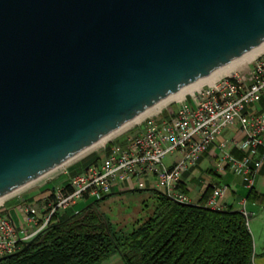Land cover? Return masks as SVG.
Segmentation results:
<instances>
[{
    "label": "water",
    "instance_id": "95a60500",
    "mask_svg": "<svg viewBox=\"0 0 264 264\" xmlns=\"http://www.w3.org/2000/svg\"><path fill=\"white\" fill-rule=\"evenodd\" d=\"M263 44L264 0H0V200Z\"/></svg>",
    "mask_w": 264,
    "mask_h": 264
},
{
    "label": "built area",
    "instance_id": "2783aa9c",
    "mask_svg": "<svg viewBox=\"0 0 264 264\" xmlns=\"http://www.w3.org/2000/svg\"><path fill=\"white\" fill-rule=\"evenodd\" d=\"M263 98L264 52L253 60L246 75L235 71L204 85L188 98L172 102L174 110L166 116L159 117L158 113L147 116L133 133L104 145L101 156L92 158L67 184L52 189L53 200L47 216L36 231L18 230L8 216L0 214V257L21 249L58 211L84 199H98L115 190H126L130 184L134 189H155L174 202L190 204L189 197L179 189L181 175L225 128L235 123L244 135L240 145L244 156L232 157L227 141L219 145V151L224 165L251 189L264 162V114L247 111ZM171 155L178 157L167 166L164 158ZM226 192V186L214 188L204 207L224 210L218 201ZM24 212L25 221L34 223L30 217L34 210L26 207Z\"/></svg>",
    "mask_w": 264,
    "mask_h": 264
},
{
    "label": "trees",
    "instance_id": "16d2710c",
    "mask_svg": "<svg viewBox=\"0 0 264 264\" xmlns=\"http://www.w3.org/2000/svg\"><path fill=\"white\" fill-rule=\"evenodd\" d=\"M126 192L143 195V215L123 232L111 228L99 206ZM23 247L0 264H98L113 254L123 264H251L253 253L241 212L177 203L155 189L112 191L63 220L54 214Z\"/></svg>",
    "mask_w": 264,
    "mask_h": 264
},
{
    "label": "crops",
    "instance_id": "0c3cea01",
    "mask_svg": "<svg viewBox=\"0 0 264 264\" xmlns=\"http://www.w3.org/2000/svg\"><path fill=\"white\" fill-rule=\"evenodd\" d=\"M247 112L248 114H264V98L251 105ZM243 137L244 135L237 123L225 128L201 154L199 159L194 164L187 166L181 175L179 189L189 197L190 204L204 205L214 188L226 186L227 192L218 202L224 210L245 214L247 230L252 240L251 264H264V162L254 177L253 186L248 189L245 187L242 178L224 165L219 151V145L227 141L231 156L241 159L245 154V151L240 147ZM168 157L169 162L166 165L171 166L178 155ZM83 167L82 164L77 165L65 169L55 177H47L36 190L20 195H10V200L7 198L6 203L3 201L0 204V214L8 216L18 230L24 229L27 233L36 231L47 216L49 205L53 200L52 189L67 184L68 180L75 173L80 172ZM128 189H134L132 184L129 185ZM250 191L252 198L247 200ZM76 205L64 211H58L56 213L57 220L60 221L77 214L81 209L76 210ZM26 207L34 210V214L30 215L34 219V223L25 221L24 209ZM98 264H123V261L119 254H113Z\"/></svg>",
    "mask_w": 264,
    "mask_h": 264
},
{
    "label": "rangeland",
    "instance_id": "374dc122",
    "mask_svg": "<svg viewBox=\"0 0 264 264\" xmlns=\"http://www.w3.org/2000/svg\"><path fill=\"white\" fill-rule=\"evenodd\" d=\"M252 62L238 69H235L234 71H237L241 73L242 75H246L249 71V68L252 65ZM189 96L190 94H186L184 97L188 98ZM173 110H174V103L171 102L165 105L164 107H162L157 113H158V116L161 117L162 115H165V113L169 111H173ZM161 112H162V115H161ZM141 121L138 122L137 124L130 125L123 131L119 132L118 134L106 140L102 145H97L96 147L88 149L87 151L83 152L82 154L74 158L73 160L55 169L54 171L50 172L46 176L42 177L41 179L29 184L28 186L18 190L17 192H14L13 194L20 195L23 193L36 190L38 189L39 185H41L45 181L47 177H50V176L55 177L59 173L63 172L65 169H68V168H71L77 165L82 164L85 166L87 163H89L92 160V158L99 157L103 154L104 145H109L112 142L120 141L121 138L133 133L134 130L138 127V124L141 123ZM168 160H169V157H166L164 158L163 162L167 164L169 162ZM7 198H9L8 200H10V195L5 197L2 200V202L8 201L6 200ZM142 198H143V195L137 192H126L123 194L113 195L107 198L106 201L100 204L99 212L104 214V217L110 222V226L112 229L119 227L121 228L123 232H128L131 230L132 221L138 219L139 217H141V215H143L140 212V201ZM91 202H93V199H84L80 201L79 203H77V205L75 206V209L80 210L84 208L85 206H87L88 204H90Z\"/></svg>",
    "mask_w": 264,
    "mask_h": 264
},
{
    "label": "bare ground",
    "instance_id": "6f19581e",
    "mask_svg": "<svg viewBox=\"0 0 264 264\" xmlns=\"http://www.w3.org/2000/svg\"><path fill=\"white\" fill-rule=\"evenodd\" d=\"M263 52H264V44L262 46L258 47L257 49L251 51L250 53L246 54L245 56L239 58L238 60L234 61L233 63L227 65L224 68H222L221 70L215 72L214 74L206 77L205 79H203V80H201V81H199V82L191 85L190 87H188V88H186V89L178 92L177 94H175V95H173V96L165 99L164 101L160 102L156 106L152 107L148 111L144 112L140 116L136 117L135 119H133L132 121H130L129 123H127L125 126H123L122 128H120L119 130L115 131L111 135H109V136L105 137L104 139L100 140L98 143H96L95 145H93L91 148L96 147L97 145H102L106 140H108L112 136L118 134L119 132L123 131L124 129H126L130 125L137 124L143 118L157 113L165 105H167V104H169L171 102H177V101L182 100L186 94L192 95L195 91L199 90L202 87V85H204V84L205 85H211L215 81H217L219 78H221L223 76L230 75L232 71H234L235 69H238V68H240L242 66H245V65L249 64L258 55H260ZM2 200L3 199L0 200V204H1Z\"/></svg>",
    "mask_w": 264,
    "mask_h": 264
}]
</instances>
